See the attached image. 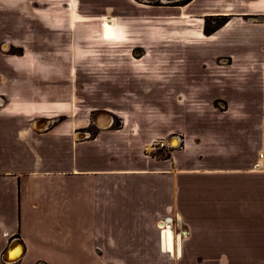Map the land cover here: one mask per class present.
Segmentation results:
<instances>
[{
	"label": "crops",
	"instance_id": "obj_1",
	"mask_svg": "<svg viewBox=\"0 0 264 264\" xmlns=\"http://www.w3.org/2000/svg\"><path fill=\"white\" fill-rule=\"evenodd\" d=\"M174 7L181 22L167 41L242 36L259 52L236 53L248 58L239 64L235 53L202 54L231 62L217 63L225 75L200 86L202 126L176 131L180 144L171 157L152 155L151 142L124 129L95 133L70 114L22 110L12 55L0 51V264H264V107L254 106V89L264 88V0ZM27 9L25 0H0L4 46L14 43L12 24L26 22ZM209 17L226 20L206 34ZM106 21L115 39L104 36ZM99 31L104 45L122 36L111 16ZM36 119L47 125L35 129ZM253 119L260 121L254 129Z\"/></svg>",
	"mask_w": 264,
	"mask_h": 264
},
{
	"label": "rangeland",
	"instance_id": "obj_2",
	"mask_svg": "<svg viewBox=\"0 0 264 264\" xmlns=\"http://www.w3.org/2000/svg\"><path fill=\"white\" fill-rule=\"evenodd\" d=\"M25 1L26 22L12 24L14 43L4 47L5 42H0V51L7 49L12 55L13 92L23 101L22 110L36 116L65 113L77 125L89 124L86 129L95 133L99 127L92 116L102 109L114 115L110 129H124L148 143L171 140L179 137L176 131L202 126L205 98L199 94L203 91L200 86L225 75L218 71L217 63L231 62L225 58L207 60L202 54L216 49L227 54L259 52L242 36L229 42L219 37L205 44L195 38L183 41L170 37L167 41L180 20V9L174 6L186 0ZM72 4L77 15H73ZM105 16L116 18L122 27V36L115 44L104 45L100 37ZM194 20L200 26L197 29H202L201 20ZM225 20L206 18L205 33ZM235 58L238 64L248 59L242 54ZM262 67L264 71V64ZM251 73L256 81L258 72ZM19 83L21 87L16 86ZM179 93L189 97H179L178 101ZM254 93L258 103L254 106L263 108L264 88L256 87ZM259 122L252 120L253 129ZM170 140L171 148L151 154L171 157L180 141L174 145ZM219 228L225 230L219 233V243L226 245V225Z\"/></svg>",
	"mask_w": 264,
	"mask_h": 264
},
{
	"label": "bare ground",
	"instance_id": "obj_3",
	"mask_svg": "<svg viewBox=\"0 0 264 264\" xmlns=\"http://www.w3.org/2000/svg\"><path fill=\"white\" fill-rule=\"evenodd\" d=\"M109 26H111V27H109ZM113 26H114V24L112 21H106L104 23V27L102 30H103L104 36L106 38H109V39H115L116 38L117 33H116V30L113 28ZM4 47H6V46H4ZM97 112H99V114L96 116V119H95L94 116H95V113H97ZM105 112H107V113H105ZM95 113L93 114L92 119H93V122L95 123V125H97V127L105 129V128L110 127L113 124L114 115L112 112L107 111V110H98ZM94 119H95V121H94ZM35 125H36V127H40L42 125L45 126V125H47V122L43 121V120H39ZM79 133L80 132L76 133V135H79L80 137H82V136L86 137L85 133L84 134H81V133L79 134ZM170 141L174 145H177L179 142V139L172 138ZM147 149H148V151H150L149 146H147ZM263 157H264V153H263ZM164 229H165V227H164ZM168 237H169V244L171 245L172 240H173V233L170 230L168 231Z\"/></svg>",
	"mask_w": 264,
	"mask_h": 264
},
{
	"label": "built area",
	"instance_id": "obj_4",
	"mask_svg": "<svg viewBox=\"0 0 264 264\" xmlns=\"http://www.w3.org/2000/svg\"><path fill=\"white\" fill-rule=\"evenodd\" d=\"M169 140L168 139H161L160 141H154V143L152 142L150 145L151 146V152L158 151V150H166L167 148H171L172 146L170 145ZM179 141H180V138H179Z\"/></svg>",
	"mask_w": 264,
	"mask_h": 264
},
{
	"label": "water",
	"instance_id": "obj_5",
	"mask_svg": "<svg viewBox=\"0 0 264 264\" xmlns=\"http://www.w3.org/2000/svg\"><path fill=\"white\" fill-rule=\"evenodd\" d=\"M105 113H107V112H105ZM98 114H99V112L95 113V116H94L95 119H96V116H97ZM95 119H94V121H95ZM38 121H39V119H36V120L33 122V127H34L35 129H39V130H40V129H43L46 125H45V126L42 125V126H40V127H36L35 124H36ZM172 138H177V139H179L178 137H175V136H172L171 139H172Z\"/></svg>",
	"mask_w": 264,
	"mask_h": 264
}]
</instances>
